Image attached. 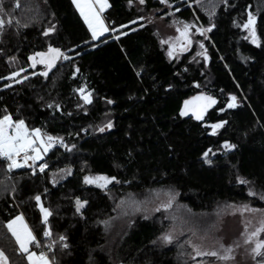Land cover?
<instances>
[{
  "label": "trees",
  "instance_id": "obj_1",
  "mask_svg": "<svg viewBox=\"0 0 264 264\" xmlns=\"http://www.w3.org/2000/svg\"><path fill=\"white\" fill-rule=\"evenodd\" d=\"M189 1L108 0L102 16L116 31L92 40L71 0H0V116L24 119L29 128L74 145L70 151L53 146L38 161L48 164L44 172H9L0 158V250L9 264H27L5 227L18 214L40 245L32 250L47 252L57 242L48 253L57 264H191L183 238L164 247L156 242L170 225L159 194L174 192L195 216L238 203L264 208V0ZM248 11L257 17L259 47L240 27ZM151 13L165 22L214 25L202 41L207 63L194 46L169 59L157 26L148 21ZM49 45L71 59L40 76L43 66L30 67L28 56ZM12 72L19 76L9 78ZM23 76L27 80L13 82ZM82 86L92 103L81 100L76 90ZM201 93L217 102L204 118L180 116L184 101ZM230 94L237 107L221 112ZM221 120L227 123L212 135L209 125ZM108 121L111 128L97 131ZM225 140L236 147L224 150ZM59 169L71 174L53 184L50 175ZM97 174L116 179L104 189L83 182ZM238 176L249 183H237ZM36 195L52 213L51 237L43 235ZM76 198L87 201L80 213ZM60 235L67 249L60 248Z\"/></svg>",
  "mask_w": 264,
  "mask_h": 264
},
{
  "label": "snow or ice",
  "instance_id": "obj_2",
  "mask_svg": "<svg viewBox=\"0 0 264 264\" xmlns=\"http://www.w3.org/2000/svg\"><path fill=\"white\" fill-rule=\"evenodd\" d=\"M168 0H160L161 4H166ZM76 10L79 12L80 17L83 19L84 23L87 25L88 31L91 34V39L96 40L98 37L102 36L104 33L112 31L115 32V28H109L105 20L102 16L105 9L110 7L108 0H72ZM128 3L131 4L132 0H128ZM140 4H144L145 0H139ZM18 6V5H17ZM171 7V5H169ZM211 9L208 14L209 16L214 14L215 4H211ZM2 11V9H0ZM179 11V9H176ZM143 19V17H140ZM4 20L0 19V30L3 29ZM17 23H19L17 21ZM130 23H135V21H130ZM235 23V21H234ZM257 17L251 12H247L246 20L240 25V27L245 30L248 35L244 37L245 40H250L252 44L260 46L259 37L257 36ZM175 31L177 35L175 37H169L166 40H161V44L167 45V55L169 58H172L177 55L179 52L187 51L189 47H191L193 40L191 29L195 28L196 32L201 35H205L208 31H211L210 26L207 29L197 27L195 24H189L186 22L177 21L176 22ZM121 27H127L126 25H121ZM140 27H143L141 24ZM53 28H46L44 30V35H48L52 32ZM130 31H135V29H130ZM125 32H120L121 36L126 35ZM118 38V37H117ZM95 47V45H93ZM199 47L203 50V43L199 44ZM79 55V53H77ZM198 55L203 56L205 63H207V52L206 50L200 51ZM10 60H14L15 57H9ZM71 57L66 55L64 51H62L58 47H53L49 45L46 51H37L28 56V61L30 63V67L35 68L37 65H42L43 70L39 72L40 76L47 77L49 71H51L57 64L58 61L61 60H70ZM79 70L75 69L72 73L73 76L77 74ZM19 72H24V69L21 68ZM31 75H37L36 72H32ZM18 72H12L9 78L18 77ZM27 76L19 77V79H14V83H20L22 80H27ZM8 87V85H5ZM81 100H83L84 104L92 103V95L90 92L86 91L85 87H81L76 90ZM107 103H113L112 100H108ZM216 99L212 96H207L203 93L191 97L189 100H185L183 106L180 109V116H186L191 113L192 118L195 120H202L204 118V114L206 111L215 105ZM59 108V105L56 106ZM237 107V98L235 95H229L227 103L224 108H220L219 110L223 112L225 108L232 109ZM227 121H218L216 123H212L209 127L212 129V135H215L217 130L222 128ZM112 123L108 121V123L102 127L97 128V131L103 132L105 128H111ZM59 144L64 147L66 150H71L73 146L66 145L62 138L54 137L45 133L41 128H29L24 119H13L11 115L5 114L0 116V158L6 162L5 166L9 172L13 169L28 167L32 168L36 165L37 161H42L43 157L49 152V150L55 145ZM234 144L229 143L227 140L223 142L221 148L224 150H231L235 148ZM212 152L211 149L206 150L203 153L205 162H210L208 160L209 154ZM31 162V163H29ZM39 171L44 172L48 167V164L41 162L39 165ZM59 173L61 174H71L70 169H59ZM60 179H63V175L60 176ZM115 177H109L103 174H97L94 176L85 175L83 177V182L85 184L95 185L98 188L104 189L114 181ZM237 183L239 184H247L249 183L247 180L237 177ZM56 179L52 180V183L55 184ZM168 199L166 202L162 203L160 207L164 209H168L172 206V201L174 199V194H167ZM249 196H255L256 192L252 189H249ZM260 199L264 200V194L260 195ZM36 202V206L41 213V220L44 225L43 235L45 237H51L52 232L48 223V217L52 215L51 211L48 208H45L41 204V196L36 195L34 197ZM87 201H82L79 198H76V212L80 213L81 209L84 208ZM124 201H121L123 204ZM120 205H118L119 207ZM135 210H139L138 205L135 207ZM159 211L160 209H155ZM239 212L243 215L244 213L256 214L260 218L258 220L257 226L254 230H249L248 225L251 221L244 222V230L240 233V236L243 238L244 245H250V255L251 259L255 261V264H264V239H261L260 236L264 233V209L253 208L248 204H241L238 208ZM5 227L7 231L11 234V237L14 239L16 244V251L22 254L23 258L27 261V264H57L56 256L49 255L53 251V247L56 245V241H52V243L48 244L47 252L45 251H33L30 245H35L39 247V243L37 241L36 236L33 234V231L29 228L28 224L25 222L24 216L22 214H18L12 219L8 220ZM173 229L162 233L158 239L164 244H170L175 239L173 235ZM195 235V233H193ZM66 237L64 235H60L58 237L59 246L61 249H67L69 246L66 241ZM155 243V241L153 242ZM185 244L188 245L192 253L194 255L191 256L192 261H195V264H204L202 260H196L197 257H212L216 258L217 261L223 262V264H227V262L231 261L234 258V249L239 247L238 244H229L225 245L224 243L216 240L213 242L214 246L211 248L204 247L202 244L195 243L192 239L185 241ZM0 264H9V258L5 254L3 250H0ZM211 264V262H209Z\"/></svg>",
  "mask_w": 264,
  "mask_h": 264
},
{
  "label": "rangeland",
  "instance_id": "obj_3",
  "mask_svg": "<svg viewBox=\"0 0 264 264\" xmlns=\"http://www.w3.org/2000/svg\"><path fill=\"white\" fill-rule=\"evenodd\" d=\"M188 4L191 5V1L187 0ZM149 22L155 24L158 28V37L159 40H166L169 37H175L177 35L175 28H176V22L178 20H171L169 22H165L162 16H155V14L151 13L148 16ZM184 22V21H181ZM186 23L189 24H195L192 21H186ZM197 27H203L199 22L195 24ZM192 34V40L193 43L191 47H197L199 53L201 48L199 47V44L203 41V36L207 37V33L205 35H201L200 33L196 32L195 28H192L191 30ZM112 32V31H111ZM165 47V52L167 55V45L161 44ZM189 47L187 51L191 48ZM185 52V51H184ZM177 53L176 56L169 58V59H175L177 58L181 53ZM31 163V162H29ZM38 163V161L36 162ZM32 173H35L36 169L29 168ZM64 175L61 173H54L52 172L51 182L53 179L59 180L60 176ZM93 176V175H91ZM91 185V184H87ZM95 186V185H92ZM108 186V185H107ZM96 187V186H95ZM169 194H174V192H168ZM164 195V196H162ZM148 196V195H146ZM159 196H162L165 201L168 199L167 193H161ZM241 204L245 203H238V204H230L226 206L219 207V210L217 209L214 214H201V215H193L192 212L189 209H186L183 204L181 205L178 201H176V195L174 194V199L172 201V206L169 209V211H165L164 216L170 221V225L163 231L162 233H165L169 231L170 229H173V235L175 236V239L173 241L181 240L183 238V242L185 248L189 249L190 252L187 256V259L190 260L191 264H195V261H192L191 256L194 255L192 253L191 248L185 244V241L192 239L195 243L202 244L204 247L211 248L214 246L213 242L218 240L225 245L229 244H238L239 247H236L234 249V258L227 262V264H255V261L251 259L250 255V245H244L243 244V238L240 236V233L244 230V222L245 221H251V223L248 225L249 230H254V228L257 226L259 216L256 214L251 213H244L243 215L239 212L238 208ZM249 205V204H248ZM151 208V205H148ZM253 208H260V207H254L249 205ZM264 209V208H260ZM191 213H190V212ZM161 233V234H162ZM195 233V235H193ZM160 234V236H161ZM159 236V237H160ZM261 239H264V233L260 236ZM157 244L160 246H166L169 244L162 243L159 239H157ZM171 244V243H170ZM183 248V246H182ZM196 260H202L204 261V264H223V262H219L216 260V258L212 257H197Z\"/></svg>",
  "mask_w": 264,
  "mask_h": 264
},
{
  "label": "built area",
  "instance_id": "obj_4",
  "mask_svg": "<svg viewBox=\"0 0 264 264\" xmlns=\"http://www.w3.org/2000/svg\"><path fill=\"white\" fill-rule=\"evenodd\" d=\"M54 146H61V145H59V144H55ZM33 168L36 169V171L40 172V171H39L38 164L34 165ZM40 251H41V250H40Z\"/></svg>",
  "mask_w": 264,
  "mask_h": 264
},
{
  "label": "crops",
  "instance_id": "obj_5",
  "mask_svg": "<svg viewBox=\"0 0 264 264\" xmlns=\"http://www.w3.org/2000/svg\"><path fill=\"white\" fill-rule=\"evenodd\" d=\"M72 1V0H71ZM74 5V4H73ZM75 7V6H74ZM76 9V8H75ZM78 12V11H77ZM79 13V12H78ZM83 20V19H82ZM86 25V24H85ZM86 27H87V25H86ZM111 31H109V32H106V33H104L102 36H104L105 34H107V33H110ZM102 36H100V37H102ZM100 37H98V38H100ZM33 251H36V252H39L38 250H34L33 249Z\"/></svg>",
  "mask_w": 264,
  "mask_h": 264
}]
</instances>
